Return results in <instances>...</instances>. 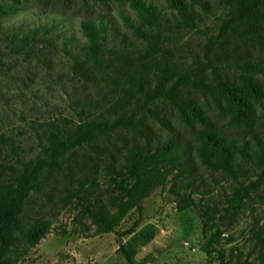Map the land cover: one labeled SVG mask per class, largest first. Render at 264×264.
<instances>
[{"label": "rangeland", "instance_id": "obj_1", "mask_svg": "<svg viewBox=\"0 0 264 264\" xmlns=\"http://www.w3.org/2000/svg\"><path fill=\"white\" fill-rule=\"evenodd\" d=\"M16 1L20 10L0 19V171L18 166L17 158L37 156L39 139L54 118L77 119L81 111L115 118L121 110L117 108L116 114L106 110L119 100L126 102V110L132 108L140 96L138 87L167 64L176 66L180 75L198 61L206 63L211 40L219 39L213 56L217 70L232 80L237 78L236 61L251 55L264 60V49L254 40L237 31L228 30L227 42L220 35L222 22L232 14L229 0H207L209 11L188 0L197 15L193 26L166 0H146L156 4L165 18L159 41L155 39L149 53L148 42L124 19L128 16L135 27L142 22L131 0ZM89 20L107 26L99 51L89 47L82 31ZM143 28L157 33L152 26ZM128 52L131 63L126 64ZM206 73L213 82L211 68ZM127 74L134 75L132 83L117 87L114 78L119 76L122 84ZM256 77L264 85V75ZM185 91L213 127L228 132L243 147L232 169H208L200 163L201 126L186 124L172 105L159 106L164 122L141 112L159 140L169 135L179 138L189 156L187 173L156 188L113 231L97 233L85 206L98 198L115 211L123 193L117 182L127 149L146 141L141 126L109 131L94 147L79 148L61 169L46 172L43 186L31 193L29 214L49 218L51 228L29 247L22 264H221L218 251L202 249L204 234L211 236L217 224L221 234L214 245L224 250L228 264H264V178L232 225L220 220L228 198L240 186L256 181L264 168L260 147L264 115L258 108L250 125H230L229 116L216 108L204 86L190 85ZM156 142L150 140L151 145ZM129 244L135 251L132 263L121 250Z\"/></svg>", "mask_w": 264, "mask_h": 264}, {"label": "trees", "instance_id": "obj_2", "mask_svg": "<svg viewBox=\"0 0 264 264\" xmlns=\"http://www.w3.org/2000/svg\"><path fill=\"white\" fill-rule=\"evenodd\" d=\"M104 1V0H101ZM122 1V0H117ZM169 7L175 9L186 24L194 25L197 18L188 0H166ZM199 4L204 11L210 10L207 0H191ZM232 4L230 18L221 24L220 35L224 41H229L228 30L241 33L248 40H254L264 49V0H229ZM131 5L141 17V24L135 27L133 21L124 17L126 24L148 42L147 53L152 51L161 36V26L165 20L162 11L153 2L146 0H131ZM20 10L18 2H0V19L16 14ZM156 28L152 34L143 26ZM82 31L90 41L89 47L99 51L101 41L107 31L106 24L94 20L85 21ZM37 30L35 31V33ZM157 39V41L155 40ZM219 39L211 40L206 46L207 62L198 61L179 75L176 66L166 65L152 78L138 87L140 94L135 105L126 110V102L119 100L111 106L107 113L118 112L115 118L103 113L99 115L85 114L81 111L77 119L58 116L48 123L44 131V138L39 139L40 153L30 159L17 158L18 166H10L8 172L0 171V264H22L28 249L37 244L50 230L49 218H34L27 209V203L33 191L44 184L46 172L61 169L75 157V152L82 147H91L101 136L117 128L144 127L146 141L134 143L127 149L126 162L120 172L121 180L118 185L122 197L115 203V211L104 206L97 198L90 201L85 210L95 225L96 232L103 234L113 231L126 214L138 206L156 188L164 187L171 178H177L187 173L189 156L184 155L179 138L167 136L159 140L155 133L143 121L142 115L150 113L160 122H164L160 115L159 106L163 103L172 105L181 120L188 125L198 123L200 143L197 157L208 169H232L238 152L243 151L238 141L220 128H215L209 121L199 103L185 91L187 86L202 87L209 92L216 108L226 112L230 125H250L259 110L264 115V85L257 79V74L264 75V60L260 57L249 56L236 61L237 78L232 80L223 76L217 69L216 56ZM222 46V45H220ZM131 53H127L126 64L131 63ZM211 68L215 77L208 81L207 69ZM179 75V76H178ZM134 75L127 74L121 84L119 76L114 78L117 87L132 83ZM132 94V92L130 93ZM118 108V109H117ZM142 115L139 116V113ZM157 139L151 145V139ZM261 154L264 156V144H261ZM264 178V168L256 181L240 186L228 198L225 212L221 216L224 224L232 225L239 215L243 203L256 189ZM221 234L217 224L211 236L204 234L202 249L206 253L218 251L221 264H228L224 250L215 247L214 243ZM128 247V248H127ZM122 245L121 250L132 263L135 252L131 244Z\"/></svg>", "mask_w": 264, "mask_h": 264}]
</instances>
